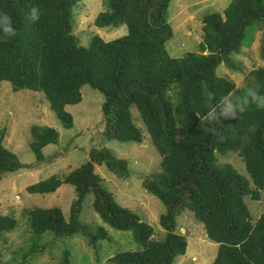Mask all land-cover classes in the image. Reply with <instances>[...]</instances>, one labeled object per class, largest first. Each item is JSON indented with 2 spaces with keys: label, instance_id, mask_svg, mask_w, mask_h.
<instances>
[{
  "label": "trees",
  "instance_id": "obj_1",
  "mask_svg": "<svg viewBox=\"0 0 264 264\" xmlns=\"http://www.w3.org/2000/svg\"><path fill=\"white\" fill-rule=\"evenodd\" d=\"M80 2L0 0V12L12 17L17 31L11 38L0 34V82L9 81L13 91L42 92L65 127L74 124L66 106L80 103L81 88L92 86L104 95L100 128L109 140L143 143L132 114L136 108L161 156L159 170L143 177L142 185L164 204L160 224L165 234L154 239V227L121 206L97 171V165H104L127 177L128 161L107 148H91L89 160L66 175H52L26 188L31 194H47L71 184L75 198L68 218L59 207L24 211L30 246L17 264H31L29 258L43 252L42 238L48 233L65 245L76 235L87 237L94 247L110 239L104 226L93 229L80 220L89 195L103 222L131 231L141 245L116 253L113 264H173L187 250L178 217L188 211L218 244L212 264H264V212L253 222L245 201L248 196L259 200L264 190V110L250 106L236 119L213 121L204 102L205 94L234 100L248 87L264 91V66L245 75L242 87L220 72L222 65L238 70L232 57L241 50L247 28L264 21V0H232L222 13L204 15L198 50L180 57L170 56L166 47L174 36L168 19L171 0H104L94 24L125 25L127 33L108 41L96 34L89 46L80 45L74 34V8ZM32 5L41 10L34 23L26 19ZM31 136L38 161L45 158L44 147L59 140L58 131L48 126L33 125ZM229 152L239 154L248 175L218 162L217 153ZM24 166L5 146V130H0V180ZM18 226V219L0 215V238ZM61 264H73L68 246Z\"/></svg>",
  "mask_w": 264,
  "mask_h": 264
},
{
  "label": "rangeland",
  "instance_id": "obj_2",
  "mask_svg": "<svg viewBox=\"0 0 264 264\" xmlns=\"http://www.w3.org/2000/svg\"><path fill=\"white\" fill-rule=\"evenodd\" d=\"M104 0H81L74 8V34L82 46H89L94 35L112 40L127 33V27L99 28L94 19L103 8ZM232 0H171L168 19L174 36L167 44L172 57L183 56L198 50L202 40L203 17L213 12L222 13ZM238 70L222 65L220 72L234 79L239 87L245 85V75L258 66H264V21L247 28L241 50L232 57ZM82 101L67 105L74 119L72 127H65L50 108L42 92L29 89L13 91L9 81L0 82V130H5V146L15 152L23 168L9 172L0 180V215H11L18 219L19 226L14 231L3 233L0 238V264H17L24 250H28L31 229L24 211L33 207H59L68 218L75 187L62 184L56 192L31 194L26 188L52 175L64 176L72 169L89 160L91 148H107L117 157L129 163V175L118 177L104 165H97V171L105 179V184L115 200L123 207L137 213L142 220L154 227V239L164 237L165 230L160 224V216L165 212L164 204L147 192L142 185L143 177L160 168L161 156L153 145L136 108H132L135 123L141 127L144 141L120 142L106 139L102 135V105L104 95L90 85L81 88ZM52 127L58 131V143L44 147L45 158L41 161L30 147L31 127ZM219 163H230L238 172L248 175L245 164L237 152L226 156L218 154ZM261 198L246 197L251 218L254 221L264 212V190ZM80 220L93 229L104 226L109 230L110 239L89 245L88 238L76 235L69 238L68 245L63 239L55 241L51 234H45V244L41 253L29 258L31 264H61L63 252L69 247L73 264H113L110 260L118 252L137 250L141 245L133 239L131 231L117 230L103 222L92 206V195L86 197ZM179 232L186 235L188 246L184 255L175 258L173 264H212L218 244L207 237L203 223L197 221L188 211L178 217ZM30 237V238H29Z\"/></svg>",
  "mask_w": 264,
  "mask_h": 264
},
{
  "label": "clouds",
  "instance_id": "obj_3",
  "mask_svg": "<svg viewBox=\"0 0 264 264\" xmlns=\"http://www.w3.org/2000/svg\"><path fill=\"white\" fill-rule=\"evenodd\" d=\"M40 17L41 10L35 5L30 6L26 19L34 23L39 21ZM0 34L8 38L17 34L12 17L4 12H0ZM204 102L208 105V115L213 121L236 119L250 106L264 110V91L261 90V86L248 87L240 97L234 100L227 96L214 100L213 97L205 94Z\"/></svg>",
  "mask_w": 264,
  "mask_h": 264
}]
</instances>
